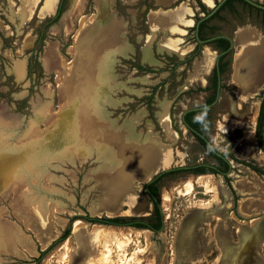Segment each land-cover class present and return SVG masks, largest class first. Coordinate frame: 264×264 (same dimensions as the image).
I'll return each instance as SVG.
<instances>
[{
	"label": "rangeland",
	"instance_id": "374dc122",
	"mask_svg": "<svg viewBox=\"0 0 264 264\" xmlns=\"http://www.w3.org/2000/svg\"><path fill=\"white\" fill-rule=\"evenodd\" d=\"M42 1L38 4L37 9ZM114 1L115 15L120 19H115L110 29L109 21L115 16L113 18L111 15L105 17L110 11L107 10L108 5L103 3V10L98 13L96 24L80 36H76L77 34L73 33L75 25L73 24L67 35V28L63 21L64 15L72 7L73 0H71L69 8L63 11L60 20L48 27L42 50L39 52L33 50L37 38L35 29L48 16L41 18L40 10L37 15L36 9L26 18L21 17L17 14L21 6L19 0H5L0 4V143L4 141L9 147L0 150V180L2 175L11 171L12 168L9 167L11 161L21 160V156L26 151L32 150L33 147H29L27 141H20L21 138H24L30 121L35 119L37 113L40 115L41 111L48 113L49 108H58L59 103L64 101L63 94H65L68 104L63 111L61 110L59 117L52 121L46 137L36 138L37 140H32L30 143L31 146H39L44 150L40 148L32 150L40 153L38 159L41 161L36 160L24 177L34 174L37 176L40 174V176L35 180L28 178L30 186L23 190L25 192L23 196L25 199L28 198L26 199L29 202L28 205L41 208L40 220L44 224L52 223L50 222V209L52 212L54 211V215L60 218V221H65L62 227L57 225L59 233L55 240L62 237L64 233H69L66 238L57 241L49 248L47 247L48 249H43L34 232L27 230L24 222L14 214L12 204H18L20 197L24 198L20 195L22 185L16 194L7 192V197L4 200L1 197L2 188L0 185V226L8 227L7 223L10 221L9 223L19 230L20 236L26 239L29 236L31 243L28 245L33 247V244L34 251H36L35 254L26 252L28 254L26 255L23 246L16 242L14 243L15 248L22 250L21 254H8V252H2L8 248L0 246V264H120L127 261L128 264H149V262H151L150 264H264V211L256 212L248 218H244L237 212L239 202L237 203V199L232 196L226 179L221 174L188 173L183 175L184 173H182L165 177L158 190L163 215V229L157 233L147 228L140 229L130 225L102 222V220L105 221L112 217L125 218V220H117L119 223L150 221L153 204L150 202L149 196L142 191L143 183L135 185L133 192L124 197L120 206L115 210L114 216H107L105 212H102L100 216H95L91 211L92 200L101 199L104 192L102 189L96 188L97 179L101 180L102 178L97 173L109 172L116 166L111 163L106 164L105 159L110 162L108 161L110 160L109 151L106 149L103 152L100 151L98 143L90 145L91 143L88 141L84 156L81 157L82 160L77 158V152L76 154L74 151L69 152L74 148V145L72 147V145L66 144L67 133L65 132H67V127L72 125V120L80 114V101L84 91L96 96L97 107L104 116H108L107 119L104 117H100V119L105 121L112 130L123 131L126 124L129 129L133 128L130 130L131 134L135 132L139 135L140 143L143 144L149 138H158L163 142L164 147L170 146L173 160L167 166L158 168L155 173L180 165L214 163L212 157L205 152L181 121L182 112L200 106L208 94V91L199 89L207 85L208 75L212 69L206 76H203V80L196 77L195 70L196 63L204 56L205 48L208 46L212 50L213 47L202 45L198 55L187 65L185 59L196 47L192 28H186L187 31H184L185 34L180 41L181 47L187 44L193 45L190 52L181 57L173 53L169 54L157 48L159 33L155 32L153 39L150 42L146 41L149 32L147 11L150 9H146V6L150 5L151 8H155L152 0ZM200 1L206 9H209L203 0ZM204 1L208 5H215L217 0L213 4L212 0L211 2ZM255 1L264 4V0ZM186 2L187 5L191 4L195 7L192 10L194 14L191 13L192 17H189L195 23L196 19L204 15V12L197 0H186ZM178 7H175L174 10ZM95 8L96 4L94 5L93 0H86L85 10L90 11H85L87 14L97 13ZM117 8L125 15L121 14ZM157 10L151 9L150 12ZM245 17V23L239 24L226 14L225 20L218 23L219 31L230 36L233 47L230 67L221 78L223 87L219 90L216 103L206 111L204 127L210 129H208L207 137L221 152L234 153L249 132L245 124L248 123V117L251 115L253 99L251 97L241 99L236 95L237 89L232 83L231 63L233 66L236 54L235 33L238 28L250 25L264 34V19L261 20L254 16L248 18L247 15ZM121 40L123 44L117 50L120 55H114L111 59L110 55H107L106 49L110 47L111 43ZM48 42H52L54 60L58 53H62L72 62L74 58L69 48L76 46L77 49V64L72 72H65L61 89L56 72L50 70L44 61ZM145 44H149V48L146 50L149 55L147 52L145 53L148 61L142 55L143 49L146 48ZM212 51L215 52L216 57V50ZM32 54L36 55L40 66L33 64V72L29 74L27 65ZM173 55L175 58L172 60L168 58ZM195 60L197 61L194 72L189 74ZM137 63L141 65V68H137ZM40 67L42 73L38 75ZM21 70H23L22 76L19 74ZM88 97L87 100L91 101ZM165 106L169 125L173 129L170 139L159 118L160 113H164ZM42 120L39 122L42 127H45ZM255 124L256 121L253 125L254 129ZM80 128L77 130L79 134H81L79 131L82 130ZM94 129L95 127L92 131ZM69 137L71 138L72 135ZM85 139L82 135V141ZM2 152L6 155H3ZM257 152L264 155L262 151L258 150ZM11 153L14 155H10ZM253 157L257 164L264 168V159L258 158L255 153H253ZM239 159L250 160V158ZM231 165L232 170L228 173L230 181L240 175L251 174L254 178L257 174H254V170L250 167L233 160H231ZM190 177L202 178L193 181L191 193L182 195L180 191L184 189V185ZM45 178H49V180L46 181ZM258 179L264 186V176L258 174ZM200 182L201 184L207 182L211 189L207 190ZM164 193L169 194L170 199L163 200ZM61 209L64 211L62 212ZM17 212L20 213L19 210ZM90 217H96L101 221H91ZM77 221L88 225L84 228L74 229ZM95 225L132 227L139 231L133 232L132 242L129 246L121 247H117L116 240H124V233L119 230L106 231L109 234V241L105 246L99 238H97L99 241H95V243L91 242L92 240L89 238L92 233L89 228ZM148 232L150 233L147 234ZM146 235L152 244V254L146 247ZM69 239L72 245L71 255L65 261L68 255L66 247ZM105 247L107 248L105 249ZM107 249L110 251L109 255L106 253ZM17 252L19 253V251ZM104 254L107 256L104 257ZM99 257L104 258L101 260ZM106 258L107 260H105Z\"/></svg>",
	"mask_w": 264,
	"mask_h": 264
},
{
	"label": "bare ground",
	"instance_id": "6f19581e",
	"mask_svg": "<svg viewBox=\"0 0 264 264\" xmlns=\"http://www.w3.org/2000/svg\"><path fill=\"white\" fill-rule=\"evenodd\" d=\"M19 1L21 2V6H20V9H18L17 14H19L23 18L24 17L26 18L27 16L31 15L34 9H37L38 4L40 3L41 0H19ZM85 1L86 0H73L71 9L64 15L63 21L65 22L64 24H65V27L67 28V32H66L67 35L69 31L72 29L73 24L75 25L73 33L77 34L76 36H80L84 31L92 28L96 24V21L99 15L98 13H100L101 10H103V6L105 4L107 5L109 4L110 0H104V2L103 0H94L96 4L95 10L97 11V13H93V14H87L84 11ZM208 1L211 2V0H208ZM57 3H58V0H43L42 4L37 9V14L39 10H40L41 18L47 15H52L53 13L55 14ZM185 12H186L185 5L179 6L177 9L174 10L173 13L167 11L166 13L160 14L158 10L152 11L150 12L149 20L152 26L156 28L159 24H161L159 22L163 21L162 19L169 21L168 23H174L176 19L180 15H183ZM169 31L171 32L173 30H169ZM165 43L168 44V42H163L161 44V47H165L166 45ZM235 44H236V54H235L234 61H233L232 83L233 85H235L237 89L236 95L239 98L245 99L246 97H251L253 99L251 115L248 117V123L245 122L246 123L245 126L248 127L249 132L246 135V139L244 141H245L246 147L249 149L251 148L249 150L250 153L252 154L255 153V155L258 158L264 159V155L253 150V146L255 143L254 141L255 130H254L253 125L257 118V114L259 110V103H260V99L256 97V93L259 92L260 89L264 88V34L261 31H259L257 28L250 26V25L239 27L235 33ZM166 46H169V45H166ZM192 46L193 45H189L187 46V48H190ZM69 49H70L71 55L74 58V61L72 62H70L62 53H58V52H57L58 54L56 55V59L54 60L52 42H48L47 47L45 48V56H44L45 64L48 68H50V70H53L56 72L58 76L57 81L59 82L60 89L63 87L62 81L63 79H65L63 78L65 75V72L66 71L72 72L74 66L77 64V61H78V56L76 54V51H77L76 46H71ZM169 49L170 48H168V50ZM204 52L205 53H204L203 58L198 63H196V70H195L196 77L200 80H203V76L209 73L214 63V59H215V52L212 51L208 46L205 48ZM19 74L22 76L23 70H21ZM83 93H84V95L82 96L83 98L80 101V104H81L80 114L72 120L71 122L72 125L70 126L68 125L69 127H67V132L64 131L65 133H67L66 144L72 145V147L74 145V148L70 149L69 152L74 151L75 154L77 152L76 156L77 158H79V160H82L81 157L84 156V150H85L86 145L88 144V141H90L89 142L91 143L90 145H96V143H98L97 144L98 149H100V151L102 152L105 149L109 151L110 160L108 161L110 162H107L106 159H105V162L108 165L109 163H111L115 165L116 167L112 169L109 168L110 169L109 172L106 171V172H101L100 174L97 173V175L102 176V178L101 180L97 179L96 188H100L104 192H103V196H101V199L92 200L90 204V209L94 213L95 216H100L102 212H105V215L107 216H114L115 210L120 206L124 197H126V195L133 192L135 185H139L140 183H144L148 181L151 178V176L158 170V168L164 167L170 164L171 160H173L171 158V148L170 146L164 147L163 142L158 138L157 139L149 138V139H146L145 142H143V144L140 143L139 135L136 134L135 132H132L131 134L130 130L133 128L129 129V127L126 124L124 126H126L127 128L124 127L123 131L114 130V129L112 130V128H110L109 125H107L105 121H102L100 119V117H104L105 119H107L108 116L106 115L104 116V114L101 112L99 107H97L98 100L97 99L95 100L96 96H93L90 93L88 94V92L86 91H84ZM63 96H64V99H63L64 101L59 103L58 108H53V109L49 108L48 113L39 111L40 115L39 113H37L35 119L30 121L28 129L26 133L24 134V138H21L20 141L22 142L27 141L28 146L33 147L32 150L35 148H40L41 150H44L43 148L39 146H31L32 144L30 145V143L32 142V140L35 141L41 137L42 138L46 137L47 133L49 132L51 128L50 125L52 121L59 117V115L61 114V110L63 111V109H65L66 105L68 104V102L65 99V94H63ZM87 96H89L88 98L91 99V101L87 100ZM43 108L42 110H44ZM40 117L41 119H43L42 123L45 127L41 126L40 124L41 122H39L41 120ZM159 118H160V123L162 127L164 128V131L168 135L169 139L172 138L173 129L169 125L166 106L164 107V113H160ZM80 126L83 130V131L82 130L79 131L81 134L77 132ZM91 127L92 129L93 127H95L94 131H92ZM69 135L70 136L72 135V137L70 138ZM82 135H84V137L86 138L85 141H82ZM0 144H1L0 150L1 149L5 150V148L8 147L4 141H2ZM32 150L26 151V153L23 156H21V160L16 159L15 161H11L9 163L10 164L9 167L12 168L11 171L2 175L1 180H0V185L2 188L1 197L4 200L7 197V194L9 192L11 193L14 192V194H16V191L21 188L20 190H22V192L20 191L21 192L20 195L24 198L21 199L20 197V201L18 204L17 203L12 204L13 209H14V214L18 219L24 222L23 224H25L27 230L29 229L34 232V234L37 237V240L40 242L43 249H46L47 247H49V245L53 243V241L56 239L59 233V229H57V225L58 227H62L65 221L64 220L63 222L60 221L59 220L60 218L54 215L53 213L54 211L52 212L50 209V213H51L50 222L52 223L44 224L40 220L41 219V212H40L41 208L37 206L31 207L30 205H28L29 202L26 200L28 198L25 199V196H23L25 195V192L23 190L26 188H29L30 186L28 178L30 177L35 180L39 178L40 176V174H38V176L37 174H34V175H30L29 177H24V175L27 174L28 171H30V166L34 164L36 160L41 161V159L40 160L38 159L40 153L33 152ZM12 151H14V149H12ZM2 154L6 155L4 152H2ZM242 154L244 153L240 151L239 155H242ZM10 155H14V154L11 153ZM201 178L202 177H199L198 179L201 180ZM24 179L25 181H23ZM198 179H194L190 177L186 181L184 185V189L180 191V193L182 195H188L189 193H191L193 189V181L198 180ZM45 180L48 181L49 178H45ZM254 180L260 183L258 176L256 175L254 177ZM20 185H22V187H20ZM201 185L203 187H206L207 190L211 189L209 188V185L207 182H202ZM259 187L261 189L263 188L261 193L263 197L262 201L264 202V187L263 186L261 187V185ZM27 193L29 192L27 191ZM168 195L169 194L164 193L163 200H168L169 198ZM226 202H227V199H226ZM238 207H239L240 214L244 215L243 216L244 218H248L249 215L247 214V212L243 211L244 202L242 200L239 202ZM17 210H19L20 213H18ZM61 210L62 212L64 211V209H61ZM9 222L7 223L8 227L6 225L0 226V246L4 247L5 249L8 248V250L2 251V252L4 253L8 252V254L16 253L17 255L21 254L20 252H22V250L16 249L15 244H14L16 242H19L23 246L24 248L23 250H25V253L27 252L28 254H35L36 251H34V245L32 244L33 247L28 245V243H31V241L29 240V236H27L28 239L20 236L19 230ZM87 225H88L87 223L77 221L75 223L74 229L84 228V227H87ZM115 230H119V232L121 231V233L122 232L124 233V236L122 235L124 237V240L122 239L120 241L116 240L117 247L129 246L130 243L132 242L131 236L133 232L139 231L132 227H114L110 225L109 226L95 225L94 227L89 228V231H92L89 238L92 240L91 242L94 241V243L95 241H99L97 239L99 238L106 246V244L109 241V234L106 231H115ZM149 233L150 232H148L147 234ZM259 233H260V230H259ZM113 235L115 236V232L113 233ZM145 239H146V247L150 250L149 253L152 254L153 253L152 244H151V241L148 235H146ZM71 247L72 245L69 239L67 243V247H66L67 250L65 249L68 253L65 261H67L71 255ZM107 247H105V249ZM17 251H19V253ZM27 253L26 255H28ZM106 253L107 255H109L110 253L109 249H107ZM107 255L104 254V257ZM105 260H107V258ZM150 263L151 262H149V264ZM120 264H128V261L121 262Z\"/></svg>",
	"mask_w": 264,
	"mask_h": 264
},
{
	"label": "trees",
	"instance_id": "16d2710c",
	"mask_svg": "<svg viewBox=\"0 0 264 264\" xmlns=\"http://www.w3.org/2000/svg\"><path fill=\"white\" fill-rule=\"evenodd\" d=\"M197 2L199 3L200 8L201 10H203V12H208L206 7L203 5V3H201L200 0H197ZM67 5H68V0H59L55 14L46 17L44 20L40 22V25L37 27V29H35V31L37 32V38L33 50H36V52L42 50L43 42L44 39L46 38V31L48 27L59 20L61 14L67 8ZM151 7L152 6L147 5L146 9ZM117 9L119 12H121V14L125 15L119 8ZM226 14H228V16L230 15L231 18L237 21L239 24L245 23L246 15L248 16V18H252V16H254L255 18H260L261 20L264 19V9L251 4L246 0H224L220 4V6L212 13V15H210L207 19H205L200 23L199 29L197 30V35L199 36V38L204 40L209 37L222 33L221 31H219L220 27L218 23L219 21L225 20ZM193 29L194 28H192V30ZM217 42L219 43V46L226 47L229 45L230 41L224 37H218L210 41L208 44L211 45L213 48H215L214 43ZM201 45L202 44L200 43H196V47L193 50V52L185 59L187 65H189L192 59L198 55ZM231 54H232V50L230 49L228 50L227 53L219 57V61H221L223 57L228 56L226 60L220 64L219 75H223L229 69ZM168 58L172 60V58H175V56L173 55ZM33 64L40 66L36 58V55L32 54L29 57L28 65H27L29 74L33 72ZM136 66L137 68H141V65H139V63H137ZM215 69L216 67L213 68L212 71L213 73L215 72ZM38 70L39 71L37 74L40 75L42 73L41 67ZM218 87L220 88L223 87V85L221 84L220 77L215 76L213 74L212 78L211 76H209L208 85H206L204 88H200L199 90L205 91L211 89V94L205 98L207 102H211L216 97V92ZM258 97L260 98V104H259V110H258V115L254 129L255 130L254 140L255 143L257 144V150L264 152V88L260 90ZM204 109L205 108H194L187 110L183 115V124H185L188 127V130L194 135V137L203 147L205 152L210 157H212L214 163L213 164L197 163L188 166L180 165V166L170 167L158 171L148 181L143 183L142 191L143 193L149 196V200L153 204V210L149 217L150 221L145 223L130 222V221L119 223L117 220H125V218L112 217L111 219H105V221L102 220L103 223L115 224V225H120V224L130 225V226L138 227L140 229L141 228L151 229L154 233L160 232L163 229V215L160 207L158 190L160 183L165 177L181 175L182 173H184L183 175L188 173L221 174L225 177L229 189L234 193V190L230 184V178L228 177V173L232 170L231 160L237 163H241L245 166H248L252 170H254L257 174L264 176V168L259 166L255 161V159L253 158H250V160L239 159L233 152H221L213 145V143L207 137V133L209 132L210 129L208 128L209 129L208 130L207 128L204 127L206 123V112L204 111ZM197 114H201L204 117L203 121L200 123L194 122L193 120L194 116H196ZM89 220L98 221L99 219H97L96 217H90ZM99 221H101V219ZM68 235H69L68 232L64 233L62 237L53 241V243L49 245V247L55 244L57 241L66 238Z\"/></svg>",
	"mask_w": 264,
	"mask_h": 264
},
{
	"label": "crops",
	"instance_id": "0c3cea01",
	"mask_svg": "<svg viewBox=\"0 0 264 264\" xmlns=\"http://www.w3.org/2000/svg\"><path fill=\"white\" fill-rule=\"evenodd\" d=\"M94 1V0H93ZM215 0H212V4L214 3ZM86 2V1H85ZM204 4H206L208 6V8H212V6L214 5H208L204 0H203ZM58 3H59V0H58ZM58 3H57V6H58ZM152 3L155 5V8H150L148 11H147V22H148V26H149V32L147 33V36H146V41L147 42H150L152 39H153V34L156 33H159L160 35V38L159 40L157 41V48L159 50H163L169 54H176V55H179L180 57L186 53H189L190 52V48H187V45L181 47L180 46V41L182 38V36H184V31H187L186 28H193V23L194 21L192 20V18H189V17H192V14H194V12L192 11L193 6H190L187 5V2L186 0H152ZM71 4V0H68V5H67V8H69ZM185 5L186 7V12L183 14V15H180L176 21L174 23H168L169 21L165 20V19H162L163 21L159 22L161 24H159L158 26L160 27H156L154 28L149 20V12L151 11V9L155 10V9H158V11L161 13H166L167 11L173 13L174 12V8L177 7V6H181V5ZM94 5H95V1H94ZM193 5V4H192ZM84 7H85V3H84ZM94 8V6H93ZM57 9V7H56ZM65 9V10H66ZM114 9V10H113ZM36 9H34L35 11ZM107 10L110 11L109 14H107V16L105 17H108L109 15L112 16V18L114 17V19H110L109 21V24H108V27L109 29L111 28V24H113L112 22H114L115 19L119 18L120 17L116 16L115 14V1L114 0H110L109 1V4H108V7H107ZM111 10H113V12H111ZM33 11V12H34ZM84 11H87L84 9ZM93 11V10H91ZM166 11V12H164ZM56 12V11H55ZM87 12H90V11H87ZM37 13V12H36ZM64 13V12H63ZM62 13V14H63ZM192 13V14H191ZM54 14V13H53ZM52 14V15H53ZM61 14V16H62ZM38 15V14H37ZM52 15H47V16H52ZM60 16V18H61ZM59 18V20H60ZM104 18V17H102ZM101 18V19H102ZM181 18V19H180ZM101 19L98 21L99 22V26H100V21ZM58 20V21H59ZM180 20V22H179ZM57 21V22H58ZM164 24H163V23ZM174 24V25H173ZM195 24V23H194ZM166 25V26H165ZM162 26V27H161ZM171 27V28H170ZM108 29V30H109ZM164 29V30H163ZM169 30H173V31H169ZM178 30V31H177ZM121 33V32H120ZM120 37V36H119ZM177 37V38H176ZM179 37V38H178ZM175 38V39H173ZM179 41V42H178ZM163 42H168V44L166 45H169V46H166L165 47H161V44ZM123 44V41L121 40L120 42H115V43H111L109 46V48H107V55L109 56L110 55V58L112 59V56L114 55H120L118 53V48ZM125 44V43H124ZM149 44H145L144 48L143 49V57L144 59H146L147 57L145 56V53L147 52L146 50L149 48L148 47ZM179 45V47H178ZM129 48V47H128ZM168 48H170L168 50ZM176 49V50H175ZM183 49V51H182ZM131 51V49H129ZM213 50V49H212ZM203 53V52H202ZM149 55V53H148ZM107 56V57H108ZM202 56V55H201ZM200 56V57H201ZM150 57V56H149ZM199 57V58H200ZM147 60V59H146ZM198 60V59H197ZM193 63V66H192V71L189 73L191 74L192 72H194V66H195V63L196 61ZM148 61V60H147ZM215 61V59H214ZM214 66V63L211 67V69L213 68ZM210 69V70H211ZM210 72V71H209ZM206 76V75H205ZM260 104V103H259ZM258 115V114H257ZM257 119V118H256ZM255 141V140H254ZM238 148L235 149L234 151V154L238 157V158H254L253 157V154L249 152V148L246 147V144H245V141L241 142L238 146ZM253 150L255 151H258L257 148H256V143H254V146H253ZM242 152L244 154L242 155H239V152ZM252 172V171H251ZM254 174H256V172L253 171ZM258 176V174H256ZM230 184L234 190V193L230 190L232 196L234 197V199H237V203L240 202L241 200L244 202V208H243V211L244 212H247V214L249 216L253 215L254 213L256 212H259V211H264V202L262 201L263 200V197H262V189L259 187L261 184L258 183L257 181L254 180V178L252 177L251 174L247 175V176H243V175H240L238 178L236 179H233L230 181ZM263 185H261L262 187ZM264 187V186H263ZM247 195V196H246ZM237 212H239V207H238V204H237ZM240 213V212H239ZM244 216V215H243Z\"/></svg>",
	"mask_w": 264,
	"mask_h": 264
},
{
	"label": "flooded vegetation",
	"instance_id": "af4514ba",
	"mask_svg": "<svg viewBox=\"0 0 264 264\" xmlns=\"http://www.w3.org/2000/svg\"><path fill=\"white\" fill-rule=\"evenodd\" d=\"M217 3H218V0L216 1ZM217 3H215V5L217 4ZM214 5V6H215ZM213 8V7H212ZM212 8H210V9H207V11L208 12H204V15L203 16H201V17H199L198 19H196V21H195V24H194V26H193V30H194V37H195V41H196V35H197V31H196V27H197V30L199 29V25H200V23L202 22V21H204L205 19H207L209 16H208V13L211 11V9ZM212 15V14H211ZM218 35H227V34H225L224 32H222V33H220V34H218ZM218 35H215V36H212V37H209V38H207V39H211L210 41H212L213 39H215V38H218V37H216V36H218ZM198 36V35H197ZM225 36H220V37H224V38H226V39H228L229 41H230V39L229 38H227V37H225ZM227 36H229V35H227ZM198 38H199V36H198ZM200 39V38H199ZM207 39H200V40H203V41H206ZM209 41V42H210ZM209 42H207V44L209 43ZM196 43H199V42H197L196 41ZM200 44H202V45H204L203 43H200ZM201 45V46H202ZM209 45V44H208ZM230 46H231V41L229 42V45L228 46H226V47H224V46H219V43L217 42V43H214V47L215 48H212V49H214V50H216V52L219 54V56H218V60H217V63L216 64H214V66H213V68L214 67H216V69H215V72L213 73L212 71H213V68H212V70H211V72L209 73V75H208V83H209V76H211V78L213 77V74L215 75V76H219L220 77V80H221V77H222V75H219L220 74V64L222 63V62H224L225 60H226V58L228 57V56H225V57H223V59L221 60V61H219V57L221 56V55H223V54H225V53H227L228 52V50H232V48H230ZM233 69V66H232V64H231V70ZM208 83H207V85H208ZM219 90H220V87H218L217 88V92H216V97H215V99L213 100V101H211V102H207L206 101V99L204 100V102L200 105V106H198V107H194V108H209L211 105H213V104H215V101H216V99H217V96H218V94H219ZM205 91H208V94L206 95V97L208 96V95H210L211 94V89H209V90H205ZM205 97V98H206ZM194 108H192V109H194ZM189 110V109H188ZM187 111V110H186ZM185 111V112H186ZM184 115V114H183ZM183 115H182V118H183ZM182 123H183V119H182Z\"/></svg>",
	"mask_w": 264,
	"mask_h": 264
},
{
	"label": "water",
	"instance_id": "95a60500",
	"mask_svg": "<svg viewBox=\"0 0 264 264\" xmlns=\"http://www.w3.org/2000/svg\"><path fill=\"white\" fill-rule=\"evenodd\" d=\"M5 0H0V4H2L3 2H4ZM224 0H218V3L211 9V11L208 13V16L209 15H211L219 6H220V4L223 2ZM246 1H248L249 3H251V4H253V5H256V6H258V7H260V8H262V9H264V4L263 3H260V1H255V0H246ZM196 31H197V27H196ZM220 36H225V35H218V36H216V37H220ZM225 37H227V38H229L230 39V41H231V46H230V48H232L233 47V41L231 40V38H230V36H225ZM211 39H207L206 41H203V40H200L199 38H198V36L196 35V41L197 42H199V43H203L204 45H208L207 44V42H209ZM218 56H219V54L217 53V55H216V57H215V61H214V64H216L217 63V60H218ZM232 64V63H231ZM263 89V88H262ZM261 90V89H260ZM256 94H259V92H257ZM216 101H217V99H216ZM216 101H215V103H216ZM190 109H192V108H190ZM188 110V109H187ZM186 111V110H185ZM185 111H183L182 112V114H181V121H182V115L185 113ZM187 129H188V127L185 125V124H183ZM155 174V173H154ZM153 174V175H154ZM152 175V176H153ZM151 176V177H152Z\"/></svg>",
	"mask_w": 264,
	"mask_h": 264
},
{
	"label": "clouds",
	"instance_id": "9594fccd",
	"mask_svg": "<svg viewBox=\"0 0 264 264\" xmlns=\"http://www.w3.org/2000/svg\"><path fill=\"white\" fill-rule=\"evenodd\" d=\"M204 111L206 112L207 111V108L205 107ZM204 119L203 115L201 114H197L196 116H194L193 120L194 122H197V123H200L202 122Z\"/></svg>",
	"mask_w": 264,
	"mask_h": 264
}]
</instances>
